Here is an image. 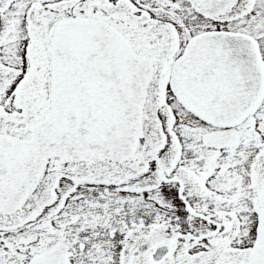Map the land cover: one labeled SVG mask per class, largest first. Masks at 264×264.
Here are the masks:
<instances>
[{
	"label": "snow or ice",
	"instance_id": "snow-or-ice-1",
	"mask_svg": "<svg viewBox=\"0 0 264 264\" xmlns=\"http://www.w3.org/2000/svg\"><path fill=\"white\" fill-rule=\"evenodd\" d=\"M0 264H264V0H0Z\"/></svg>",
	"mask_w": 264,
	"mask_h": 264
}]
</instances>
